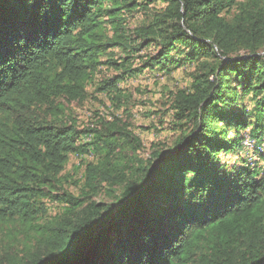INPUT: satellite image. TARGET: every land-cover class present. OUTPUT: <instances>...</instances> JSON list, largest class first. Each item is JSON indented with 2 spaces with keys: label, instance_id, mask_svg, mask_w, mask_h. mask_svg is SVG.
<instances>
[{
  "label": "trees",
  "instance_id": "trees-1",
  "mask_svg": "<svg viewBox=\"0 0 264 264\" xmlns=\"http://www.w3.org/2000/svg\"><path fill=\"white\" fill-rule=\"evenodd\" d=\"M262 50L264 0H0V264H264V153L218 157L245 131L264 143ZM185 64L178 135L148 158L117 117L79 129L65 113L100 67L117 74L94 90L121 108L118 82ZM83 153L74 195L62 171Z\"/></svg>",
  "mask_w": 264,
  "mask_h": 264
},
{
  "label": "rangeland",
  "instance_id": "rangeland-1",
  "mask_svg": "<svg viewBox=\"0 0 264 264\" xmlns=\"http://www.w3.org/2000/svg\"><path fill=\"white\" fill-rule=\"evenodd\" d=\"M163 5L157 1L148 5V8L134 13L129 21V28L139 24L144 12H156L162 9ZM226 14L230 17L231 12ZM152 48H145L139 51V56L149 54ZM119 56L117 50L114 51ZM259 54L264 55V50ZM137 55V56H138ZM137 60L135 64H138ZM100 71L94 76V83H97L105 76L112 77L117 72L100 67ZM193 65L185 64L177 69L171 70H144L135 77H127L117 83L118 87L124 92L125 98L121 100V108L112 104L105 93L96 92L94 83L87 86L88 97L82 103L66 102L64 106L66 115L75 121L79 129L97 126L101 119L112 120L117 117L122 123L127 124L131 132L137 136L143 148L138 151L141 158H148L153 148L170 146L178 135L171 108L172 95L178 90L188 89L192 80L191 72ZM249 98V96H247ZM246 98V99H247ZM246 102V100H244ZM241 102V100L239 101ZM247 131L243 134V146L240 151L220 153L219 158L222 162L232 164L239 163L240 160L250 162H260L263 165L260 154L264 153V143L255 146V143L248 137ZM233 132H231V135ZM93 159L90 153L82 155L71 154L65 169L62 171L61 182L63 188L68 192L77 195L79 187L83 182L84 167L87 162ZM96 200L112 203L114 200L105 194H100ZM47 214L54 215L59 212V205L47 201Z\"/></svg>",
  "mask_w": 264,
  "mask_h": 264
},
{
  "label": "water",
  "instance_id": "water-1",
  "mask_svg": "<svg viewBox=\"0 0 264 264\" xmlns=\"http://www.w3.org/2000/svg\"><path fill=\"white\" fill-rule=\"evenodd\" d=\"M81 259H83V257ZM77 262H80V260H78Z\"/></svg>",
  "mask_w": 264,
  "mask_h": 264
}]
</instances>
